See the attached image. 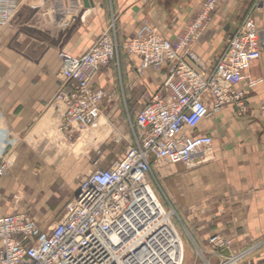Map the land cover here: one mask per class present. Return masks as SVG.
<instances>
[{
    "label": "crops",
    "instance_id": "crops-1",
    "mask_svg": "<svg viewBox=\"0 0 264 264\" xmlns=\"http://www.w3.org/2000/svg\"><path fill=\"white\" fill-rule=\"evenodd\" d=\"M204 1L89 0L87 8L84 0H23L12 24L0 32V157L18 156L15 168L0 179V197L18 193L40 205L61 199L59 206L64 204V209L76 195L80 183L72 184L71 179L79 174L76 161L65 163V158L61 163L63 159L57 156L38 152L49 132L57 130L63 138L68 137L59 131L61 111L53 105L62 84L59 53L80 57L106 31L121 43L130 41L144 25L156 26L164 37L174 40L199 17ZM254 1L222 0L210 14L192 48L205 67L214 66ZM255 21L264 26V6L255 13ZM119 61V65L101 67L91 83L94 90L111 94L106 107L111 115L118 109L114 103L120 95L124 101L149 102L167 78L165 70L139 73L136 57L121 53ZM249 76L264 81V55L252 65ZM263 99L264 82L247 89L244 113L225 107L201 123L197 133L213 138L212 151L204 160L207 163L195 160V169L186 174L176 166L161 173L177 194L206 197L192 209L191 216L182 206L191 242L198 248L206 249L214 235L231 240L236 250L264 241ZM64 171L69 182H62ZM7 214L11 213L0 208V215ZM186 244L191 250L190 243ZM254 264H264V248Z\"/></svg>",
    "mask_w": 264,
    "mask_h": 264
},
{
    "label": "built area",
    "instance_id": "built-area-1",
    "mask_svg": "<svg viewBox=\"0 0 264 264\" xmlns=\"http://www.w3.org/2000/svg\"><path fill=\"white\" fill-rule=\"evenodd\" d=\"M22 1L0 0V32L12 24ZM221 1L205 0L199 17L174 40L144 25L130 41L121 43L106 31L80 57L59 53L62 84L53 105L61 111L59 131L68 136L100 129L112 97L91 83L101 67L119 65L121 53L140 60L139 73L165 70L167 78L136 112L133 143L124 156L82 178L57 224L45 230L26 214L0 215V264H145L177 249L176 231L165 221L150 179L163 167L207 162L203 157L211 153L213 138L197 133L201 123L225 107L244 113L247 89L264 82L249 76L264 55V26L255 21L264 0L254 1L213 67L193 52ZM262 104L264 109V99ZM10 157H0V179L14 162ZM263 248L264 241L236 250L231 240L214 235L206 252L198 249L202 264H254Z\"/></svg>",
    "mask_w": 264,
    "mask_h": 264
},
{
    "label": "rangeland",
    "instance_id": "rangeland-1",
    "mask_svg": "<svg viewBox=\"0 0 264 264\" xmlns=\"http://www.w3.org/2000/svg\"><path fill=\"white\" fill-rule=\"evenodd\" d=\"M114 69L115 71L118 70L116 66H114ZM116 73L118 72L116 71ZM145 103H147L146 100L127 99L124 101V97L120 95V99L114 103L118 105V109L114 115L108 112L110 107L104 112L100 129L90 130L82 134L76 133L73 136H66L67 139L63 138L57 130L51 131L48 134V140L42 142L38 152L43 156H57V159H63L61 163H64L65 158V163L68 159H74L77 163L76 166L78 167L77 171L79 174H75L74 178L71 179L72 184L74 182L78 185L82 178L89 175L91 172L96 169L108 168L124 156L129 146L133 143L131 125H134L135 114ZM10 158L14 162L9 171L15 168L18 162L16 153ZM176 168L181 170V173L186 174L188 171L195 169V163L189 166L178 165L177 167L176 165ZM169 169L173 168L163 167L159 171H155L154 177L150 179L151 184L158 198H160L166 207L167 212L170 213L171 219L182 234L185 242L190 243L191 250H189V247L187 248L184 264H202V258L200 257L202 256L200 254L202 252L200 251L206 252V249L200 247L201 250H199L200 248L198 249V247L191 242V230L187 220L188 216L182 213V206L188 209L189 216H191L192 209L202 205L203 202L206 201V197L198 196L193 199L188 195L181 196L182 194H177L176 190L172 191L170 186H167V177L161 174ZM67 174V171H64L61 176L63 180L61 181L63 183L66 181L69 182L70 180L68 177L66 178ZM62 201L61 199H52L46 204H44V202L42 204L41 202L40 205L39 202L32 201L29 197H24L17 193L11 197H0V208L3 213L19 212L26 214L34 219L42 229L48 230L62 218L64 204L59 206ZM182 201L185 203L182 204ZM43 205H45V208Z\"/></svg>",
    "mask_w": 264,
    "mask_h": 264
},
{
    "label": "bare ground",
    "instance_id": "bare-ground-1",
    "mask_svg": "<svg viewBox=\"0 0 264 264\" xmlns=\"http://www.w3.org/2000/svg\"><path fill=\"white\" fill-rule=\"evenodd\" d=\"M102 118H101V125H102ZM206 157H207V153L203 157V160H205ZM151 191H152V195L156 199L157 203H159V205H161L162 209L166 213V217L164 218L165 221L168 222L169 225H171L172 228L176 231V238L178 240L179 245L176 246V248H177L176 250H172L170 252L169 257H166V259L162 258V256L159 253H157L155 255V257L148 259L145 264H184V259H185V254H186L185 252L188 250L187 244H186L182 234L177 229L175 223L171 219L170 213L167 212V210L165 209L161 200L158 198V195L155 193V191L153 189ZM200 254L203 255V253H200Z\"/></svg>",
    "mask_w": 264,
    "mask_h": 264
},
{
    "label": "water",
    "instance_id": "water-1",
    "mask_svg": "<svg viewBox=\"0 0 264 264\" xmlns=\"http://www.w3.org/2000/svg\"><path fill=\"white\" fill-rule=\"evenodd\" d=\"M85 7H89L91 4L89 3V0H84ZM77 196V195H76Z\"/></svg>",
    "mask_w": 264,
    "mask_h": 264
}]
</instances>
